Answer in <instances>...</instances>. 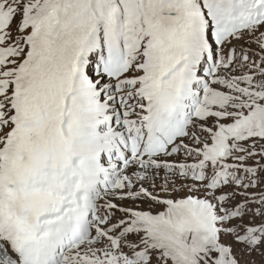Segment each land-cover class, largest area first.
<instances>
[{"label":"rangeland","instance_id":"rangeland-1","mask_svg":"<svg viewBox=\"0 0 264 264\" xmlns=\"http://www.w3.org/2000/svg\"><path fill=\"white\" fill-rule=\"evenodd\" d=\"M239 1L242 0H0V14L8 15L14 26L5 33L12 41L6 46L10 54L0 57V71L14 72L12 76L0 72V177L6 173L4 165L11 155L15 161L28 155L17 152L16 108L44 104L46 110L35 109V121L27 128L48 130L51 136L62 127L66 130L64 122L61 127L57 112L62 95L60 85L53 83L58 75L53 66L37 73L35 81L30 82L31 88L21 94L24 77L35 66L36 54L37 58H45L55 48L66 62L61 72L65 75L68 64L72 69L68 77L65 75V90L71 81L82 87L90 81L95 89L93 98L99 103L108 100L106 105L110 109L98 119L92 118L99 134H124L130 138L136 129H145L150 121L153 109L149 100L155 94L157 76L175 63L174 57L179 52L175 43L178 46L185 43L186 50L192 49V43L194 52L189 61L176 66L175 72L194 82L187 98L192 102L193 111L186 114V123L181 128H172L164 134L165 153L145 157L146 162L128 173H124V168L136 155H128L122 164L111 159V165L122 168L123 173L120 179L114 177L117 174H109L110 184L101 191L109 206L99 201V210L109 209L110 215V206L120 207L112 210L111 215L115 216L112 224L111 217L105 222H101L102 216L92 220L96 235L101 233L105 237L102 241L108 244H88L89 250L85 252L110 261L115 256L110 253L111 244L121 264H136L143 248L146 255L159 256L150 264H264V0H252L255 5L244 14L235 12V2ZM186 3L193 8L196 21L191 24L194 31L184 34L183 38V18H166L160 13L179 11ZM207 13L216 16L214 23L219 33L232 31L219 44L212 39ZM113 27L117 31L109 41L113 43L117 38L121 46L130 45L118 63L111 55L113 44L106 42ZM176 31L180 36L175 35ZM69 34L80 35L91 49L94 46L97 49L85 54L79 45V56L68 62L73 49L70 51L65 45V38L59 45L55 39L44 41L46 35L58 38ZM192 35L197 38H191ZM200 35L208 43L197 44L195 39L199 41ZM120 64L121 69H114ZM191 69L196 70L194 76ZM5 81L9 84H2ZM53 97L58 102L51 101ZM9 106L13 108L4 109ZM68 139L72 137L58 132L48 143L50 147L60 146L61 141ZM52 153L57 156V152ZM86 158L89 155L82 156L78 163L92 165L85 162ZM55 159L49 158L47 175L58 167ZM60 166L64 168V164ZM20 174L24 172L21 170ZM55 181L56 188L62 187L64 193L48 190L45 183L37 180L28 191L29 203L22 205L26 215L15 214L14 219L25 223L30 219L34 227L43 230V224L33 216L31 201L38 191L61 201L68 190L63 178L56 176ZM119 181L121 187L113 189ZM68 184L75 190L76 180ZM143 193L163 200L153 203ZM188 196L194 199L191 213L200 215L202 220L191 216L189 223L181 224L174 216L166 217L164 222L155 225L157 234L150 221L172 213L176 209L174 204L178 200L185 202ZM71 203L72 200L62 204L67 208ZM120 208L141 211L147 218ZM138 226L144 229H136ZM17 244L15 237L0 238V250L8 252L12 259L17 256ZM127 244L136 250L131 252L134 254L131 260L125 253ZM75 247L73 244L68 252ZM94 247L98 248L90 252Z\"/></svg>","mask_w":264,"mask_h":264},{"label":"bare ground","instance_id":"bare-ground-1","mask_svg":"<svg viewBox=\"0 0 264 264\" xmlns=\"http://www.w3.org/2000/svg\"><path fill=\"white\" fill-rule=\"evenodd\" d=\"M5 17L6 14H0V57L2 58H5L6 54L9 53V50H7L6 46L12 43L10 38L5 36V33L12 31L14 27L11 21L7 22L5 20ZM177 34L179 36V33L176 31L175 35ZM52 37H53L52 35H46L44 41L50 42L51 40L55 39V44L59 45L63 43L65 38V45L69 47L70 51L71 48L73 49L72 56L71 57L69 56L67 58V60L69 59L68 62L74 57H76L77 49L79 46V40H80L77 34L59 35L58 38H52ZM175 46L180 53L185 52L184 46H178L177 42L175 43ZM36 62H38L39 64H36L35 68H30L29 72H27L24 77L23 81L25 86L21 94L27 92L31 88L30 82L35 81V77L37 76V73H40L42 69H47L49 65L50 67L53 66V69H56L58 74L54 79L53 83L54 85L56 84L60 85V94L62 95L61 96L62 101L61 104L57 107V112L59 113L60 116L61 127H62V123L64 122L66 129L63 130L62 127V130H55V134L53 136L56 137L59 132L62 135L71 136L72 139L69 141L67 140L61 141L62 145L60 146L55 144L52 147H50L48 141L49 138L51 140L53 137L51 136L50 131L29 130L27 128L28 126L32 125L35 121L37 110L35 115H34V110L38 109L39 107L46 110L47 106H44L43 104L28 109L16 108V115H17L18 127H19V130H17V133L15 134L17 152H19L20 154L27 153L28 155H24L20 160H18L16 157V160L18 161L12 160V155H11L8 164L4 165V167H6V173L0 177V205H1L0 207L3 209V211L1 212V216H6L7 214H15L16 211L18 214L24 213V209L22 205L28 201V198L25 196L26 193H28V186L26 185V183L30 182L31 185L34 186L35 184H37V180H39L40 182H44V183L48 182L51 183V185H55L53 179L55 177H49L50 175H47V171H48L47 159L49 158L57 157L58 162L64 164V168H61V172H60L63 175V177L66 178L72 177L73 175H75L76 171H80L82 176H95L94 174H92L94 168H90V166L84 167L77 164V160L81 157V155L86 151H90L93 148L91 145L89 148L83 146L82 148L79 149L80 143L84 140H88L90 137H95L94 135H97L96 133H93V131H97V127L94 125L93 127H91L89 124H86V121L89 120L90 116L99 117L105 112L104 110L97 109L94 102H87L84 101L83 98L76 97V94L80 89H85L86 96L92 98V96L95 93L93 90H91V87H93V85H89L88 87H84V86L82 87V86H78V84L76 83V84H71L70 88L72 87V90H69V88L65 90L66 88L64 83V80L66 79L65 75L66 77L69 76L70 67L67 62L68 67L66 69L65 75L61 72L63 70L62 67L65 65L66 62L64 63V61L62 60V56L58 55V52L56 51L55 48H53L52 53L47 52L45 58L42 57L36 58ZM44 63L45 66H42V64ZM0 72L3 74H7L8 76H12L14 74L13 70H8L4 72L0 71ZM51 101L58 102L57 98L55 97H53ZM11 108L13 107L12 106L5 107V109H9V110ZM82 108L83 110L80 111ZM5 114L6 113H4V115ZM70 118H74L75 120H71ZM75 124H76L75 128L80 130H74V131L70 130V128L73 127ZM0 130H2V128H0ZM26 145L29 146V149L25 148ZM100 145L102 146L101 143ZM101 149L102 147L99 148V150ZM97 150L98 147L95 148L94 152L92 153L94 154L95 157H91V159L98 158V156L95 154ZM52 151L54 153L57 152V156L50 155L53 154ZM122 151L125 152V149L123 148ZM135 160L143 161V159L142 160L135 159ZM104 161L105 163H109V160L105 159ZM66 162H69V164H65ZM67 165L69 168L64 170L65 166ZM138 165L139 164H134L132 162L127 164L126 167L124 168L125 169L124 173H128L131 169H133L135 166ZM21 170L24 172V175L20 174ZM118 172L119 171H117L116 173ZM33 175H35V177ZM10 179L13 180L11 181L12 182L11 185L14 189L12 193L5 190L6 187L10 186ZM92 190L94 189L92 188ZM13 194H17V196H14ZM65 197L67 200L69 199L73 200V198L69 197L68 195ZM193 203H194V199L193 197H191V201L182 202V205L180 206L175 204L176 205L175 208L177 210L176 209L171 210L172 213H169L167 215L176 216L180 219H185V220L187 219L191 220V216H194L195 218H199L200 220H202V217L200 215L196 217V215H193L191 213L192 210L190 208ZM18 205H20L19 208ZM24 215H26V213H24ZM61 218L62 216L57 217V219H61ZM11 220H9V218H4L1 221L0 238L11 236L16 232H22L28 228V226L27 228H24V226L27 223H24L23 221H19L18 225L17 223L9 224ZM46 222L49 224H53V220ZM50 231H52V229L45 232L43 236ZM65 239H67V237L62 238L61 243H63ZM102 239H105V237L102 236ZM79 245L81 246L82 243H80ZM24 251L29 252V248L23 249V252ZM91 259L95 260L94 258ZM20 261L22 262V264H26L24 260H20ZM0 264H19V263L12 260L9 253L2 249L0 250ZM101 264H103V262Z\"/></svg>","mask_w":264,"mask_h":264},{"label":"flooded vegetation","instance_id":"flooded-vegetation-1","mask_svg":"<svg viewBox=\"0 0 264 264\" xmlns=\"http://www.w3.org/2000/svg\"><path fill=\"white\" fill-rule=\"evenodd\" d=\"M154 256L156 257V254Z\"/></svg>","mask_w":264,"mask_h":264}]
</instances>
